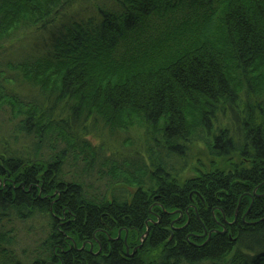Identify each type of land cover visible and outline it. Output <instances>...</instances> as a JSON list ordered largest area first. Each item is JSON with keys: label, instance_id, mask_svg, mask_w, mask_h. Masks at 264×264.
Returning a JSON list of instances; mask_svg holds the SVG:
<instances>
[{"label": "trees", "instance_id": "trees-1", "mask_svg": "<svg viewBox=\"0 0 264 264\" xmlns=\"http://www.w3.org/2000/svg\"><path fill=\"white\" fill-rule=\"evenodd\" d=\"M40 216L20 259L14 221ZM0 245V264H264V0H0Z\"/></svg>", "mask_w": 264, "mask_h": 264}, {"label": "rangeland", "instance_id": "rangeland-1", "mask_svg": "<svg viewBox=\"0 0 264 264\" xmlns=\"http://www.w3.org/2000/svg\"><path fill=\"white\" fill-rule=\"evenodd\" d=\"M26 39H21L19 40V42H16L15 47L21 46L22 42H25ZM15 49H20V48H15ZM22 51V49H20ZM247 99H244V103H246ZM242 115V111L240 110L239 112ZM226 117V116H225ZM228 118V119H226ZM226 118H222L221 124L222 126L227 125L228 128H234L235 122L229 117ZM218 124H216V126H218ZM212 130V129H210ZM137 133H139V136L141 137L144 145L148 144L147 143V139L145 137V132L144 131H138ZM145 148V147H144ZM212 153L211 151L208 149V144L206 143V141H200L199 143H194L192 145L191 149L187 150V156L185 157V163H187L186 165V170L181 173L182 176L183 174L186 176V178H189L193 175H195V169L196 168H201L202 165H209L210 161L212 160ZM239 209V208H238ZM238 209L236 211V215L238 214ZM40 219H33V220H29L27 219L25 222L22 221V223L20 221H14V225H16L17 229H19L18 231V238H19V242H17V240L15 241L14 245H10V244H4L6 245V247L9 250H14V255L17 257H19L20 259H24V257H29L28 255H30V253L27 252H31L34 248V246H36V240L39 239V237L42 236V238L44 237V235L41 234V230L42 232L43 229L42 227H44V223L42 221V216H40ZM10 226H7V229H9ZM6 229V228H4ZM121 233L122 231L119 232L118 236L112 237L109 236L110 238H114L115 239H119L121 238ZM147 234V233H145ZM145 234L142 235V243H144V239H145ZM144 236V237H143ZM24 238V242L22 243ZM127 239V236L124 237V240ZM26 242H30V243H26ZM141 243V244H142ZM126 244V241H125ZM3 245V243L1 244ZM0 245V246H1ZM86 246V243H84L82 245V247ZM2 247V246H1ZM134 251V250H133ZM28 254V255H27ZM47 264H55L54 262L50 261ZM60 264H63V262H61Z\"/></svg>", "mask_w": 264, "mask_h": 264}, {"label": "flooded vegetation", "instance_id": "flooded-vegetation-1", "mask_svg": "<svg viewBox=\"0 0 264 264\" xmlns=\"http://www.w3.org/2000/svg\"><path fill=\"white\" fill-rule=\"evenodd\" d=\"M115 238H116V237H115ZM109 239L113 240L114 238H110V237H109ZM115 240H118V239H115ZM128 242H129V241H128ZM125 246H126V244H125ZM133 250H134V247L131 248V243L129 242V252H130V255H134V254H135V253L133 252ZM125 252H127V247H126ZM132 253H133V254H132ZM127 255L130 256V255L128 254V252H127Z\"/></svg>", "mask_w": 264, "mask_h": 264}, {"label": "water", "instance_id": "water-1", "mask_svg": "<svg viewBox=\"0 0 264 264\" xmlns=\"http://www.w3.org/2000/svg\"><path fill=\"white\" fill-rule=\"evenodd\" d=\"M223 233H225V231H224ZM143 237H144V236H143ZM125 241H126V240H125ZM126 243H127V241H126ZM75 246L77 247L76 244H75ZM84 247H85V246H84ZM141 247H142V244H141L138 248H141ZM92 248H93V246H92ZM92 248H91V250H92ZM136 249H137V248L134 249V251H133L134 253H135ZM127 252H128V254L130 255V252L128 251V249H127ZM132 254H133V253H132ZM130 256H132V255H130Z\"/></svg>", "mask_w": 264, "mask_h": 264}, {"label": "bare ground", "instance_id": "bare-ground-1", "mask_svg": "<svg viewBox=\"0 0 264 264\" xmlns=\"http://www.w3.org/2000/svg\"><path fill=\"white\" fill-rule=\"evenodd\" d=\"M89 242H91V241H89Z\"/></svg>", "mask_w": 264, "mask_h": 264}]
</instances>
